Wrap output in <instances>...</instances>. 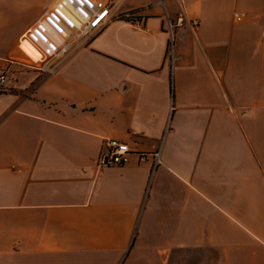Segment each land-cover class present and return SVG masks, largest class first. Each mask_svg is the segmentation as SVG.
<instances>
[{
	"label": "crops",
	"instance_id": "crops-1",
	"mask_svg": "<svg viewBox=\"0 0 264 264\" xmlns=\"http://www.w3.org/2000/svg\"><path fill=\"white\" fill-rule=\"evenodd\" d=\"M58 1L0 0V264H264V0H117L39 72Z\"/></svg>",
	"mask_w": 264,
	"mask_h": 264
},
{
	"label": "built area",
	"instance_id": "built-area-1",
	"mask_svg": "<svg viewBox=\"0 0 264 264\" xmlns=\"http://www.w3.org/2000/svg\"><path fill=\"white\" fill-rule=\"evenodd\" d=\"M69 4L82 15L83 19H77V23L60 11L62 5ZM112 0H61L57 7H49L42 17L32 26L27 28L21 35L19 45L22 41L32 44L40 53L39 60L34 62L26 60L23 62L27 67L39 72H53L56 69L57 61L73 48L78 42L91 38L110 16ZM71 14L72 13H67ZM128 16V15H127ZM75 18V15H74ZM187 24L191 29L198 25L196 19L186 22L182 14L174 19L167 18L166 32L168 34V51L171 55L175 37V29ZM53 30L59 40L53 39L49 31ZM7 87V76L0 72V90ZM128 145L117 139H106L104 148L99 152L95 165L99 168L107 166H120L128 161L130 154ZM145 154H140V160L146 159ZM153 167L159 164V152L152 154Z\"/></svg>",
	"mask_w": 264,
	"mask_h": 264
},
{
	"label": "bare ground",
	"instance_id": "bare-ground-1",
	"mask_svg": "<svg viewBox=\"0 0 264 264\" xmlns=\"http://www.w3.org/2000/svg\"><path fill=\"white\" fill-rule=\"evenodd\" d=\"M61 0H59L58 2H57V4L60 2ZM66 1V0H65ZM57 4L54 6V7H57ZM60 11H62L63 13H65L70 19H72L73 21H75L76 23H77V19L79 18V19H83L82 18V15H80L79 13H76V11L72 8V6H70L69 4H65V5H62L61 7H60ZM67 13H72L73 15H71V14H67ZM74 15H75V18H74ZM49 33H50V35L52 36V38L54 39H56V40H59L60 39V37L59 36H57V34L53 31V30H51L50 29V31H49Z\"/></svg>",
	"mask_w": 264,
	"mask_h": 264
},
{
	"label": "rangeland",
	"instance_id": "rangeland-1",
	"mask_svg": "<svg viewBox=\"0 0 264 264\" xmlns=\"http://www.w3.org/2000/svg\"><path fill=\"white\" fill-rule=\"evenodd\" d=\"M116 2L117 0H112V5H111V11H110V15H113L114 11H115V6H116ZM110 17V16H109ZM62 58H60L56 64H58L61 61ZM35 70V69H34ZM46 72V71H44Z\"/></svg>",
	"mask_w": 264,
	"mask_h": 264
},
{
	"label": "trees",
	"instance_id": "trees-1",
	"mask_svg": "<svg viewBox=\"0 0 264 264\" xmlns=\"http://www.w3.org/2000/svg\"><path fill=\"white\" fill-rule=\"evenodd\" d=\"M134 16H135L134 12H130V13L128 14L127 18L131 20V19L134 18Z\"/></svg>",
	"mask_w": 264,
	"mask_h": 264
}]
</instances>
